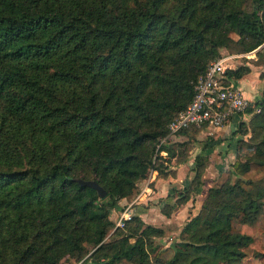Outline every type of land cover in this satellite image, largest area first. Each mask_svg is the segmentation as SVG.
I'll list each match as a JSON object with an SVG mask.
<instances>
[{
	"label": "trees",
	"instance_id": "obj_1",
	"mask_svg": "<svg viewBox=\"0 0 264 264\" xmlns=\"http://www.w3.org/2000/svg\"><path fill=\"white\" fill-rule=\"evenodd\" d=\"M263 44L264 0H0V264H264V86L238 125L253 136L236 142L234 180L208 190L180 242L153 244L143 204L110 219L152 172L168 177L159 153L174 149L157 146L219 49Z\"/></svg>",
	"mask_w": 264,
	"mask_h": 264
},
{
	"label": "rangeland",
	"instance_id": "obj_2",
	"mask_svg": "<svg viewBox=\"0 0 264 264\" xmlns=\"http://www.w3.org/2000/svg\"><path fill=\"white\" fill-rule=\"evenodd\" d=\"M231 36L234 39L238 38L235 34H231ZM254 54L256 55L255 57ZM221 58H228L225 63L227 65L226 70H228L230 66L233 67V69L246 66L247 62H249L252 69L256 70V75L254 76L261 80V84H264V44L263 48L260 50H253L247 53H239L233 45L230 48H220L218 56L211 61ZM231 60H235L233 64H229ZM255 67L259 68L255 69ZM232 81L233 80H230L228 82L231 83ZM252 102H255V100ZM248 120L249 117H245L242 121H236L235 124L227 127L226 130H223L221 127L192 128L187 130L186 133L181 135L178 134L172 140L164 143L166 146H172L176 155L174 161L172 158L168 159L166 153H159V156L168 160L165 165L169 164L170 166L166 169V172L169 173L167 177V182L169 183L168 185L165 184L164 189L167 192L164 197H152L142 201L145 211L141 213H144L143 221L145 224L159 227L163 231L161 236H154L152 238L153 244L156 245V247L172 246L180 242L181 230L184 224L194 212L197 213L201 209L208 190L220 186L228 180H234V177L230 175V171L232 169L231 164L235 160L236 155L235 153L227 154V149H229V147L225 149L226 142L232 141L235 147L237 140L240 138L249 141L251 136H253L250 130L244 136L237 133L239 123L243 122L247 124L249 122ZM181 160H183V164L185 165L180 170V175H176L178 168L177 161ZM189 167L191 170L188 169ZM194 167H196L195 170ZM196 173L198 177H196ZM197 181L201 182L198 187L199 191L189 190V192H187L189 200L185 207H180V211L172 210L170 204L166 205L164 202L166 197H169L171 194V196H175L178 199L180 196L179 192L194 186ZM142 186V182L138 184L139 192ZM172 190H174L176 194H174ZM124 203L125 201L123 202L121 200L118 209H120ZM138 206L139 205H135L134 208L136 209ZM110 219L114 220L112 214L110 215ZM113 232L114 231L110 230L106 239H113L115 237ZM61 262L64 264H78L75 259L66 260V258H62ZM123 264L135 263L124 262ZM149 264H155L153 257ZM251 264H259V262L257 259H252Z\"/></svg>",
	"mask_w": 264,
	"mask_h": 264
},
{
	"label": "built area",
	"instance_id": "obj_3",
	"mask_svg": "<svg viewBox=\"0 0 264 264\" xmlns=\"http://www.w3.org/2000/svg\"><path fill=\"white\" fill-rule=\"evenodd\" d=\"M226 59L228 58L211 61L205 72L197 78L192 102L169 122L167 133L160 139L157 149L188 127H221L234 118L242 121L249 117L246 110L252 106V101L236 86L225 84ZM253 108L254 112L259 111L258 107ZM160 153L165 154L163 151ZM151 183L149 178L143 181L140 192L133 200L125 202L118 210H112L114 229L123 227L126 221L131 220L135 213L134 206L141 204L152 192Z\"/></svg>",
	"mask_w": 264,
	"mask_h": 264
},
{
	"label": "crops",
	"instance_id": "obj_4",
	"mask_svg": "<svg viewBox=\"0 0 264 264\" xmlns=\"http://www.w3.org/2000/svg\"><path fill=\"white\" fill-rule=\"evenodd\" d=\"M235 60H231L229 62V64H233ZM246 66L251 69L250 72L246 75H244L242 78L238 79V80H233L231 82L232 85L236 86L237 88H239L241 90V92L243 93V95L251 100V101H254V100H257L258 97L260 96V91L261 89L263 88L264 84H261V80L258 78V77H255L254 75L255 74V71L254 69H252V67L250 66V63L247 62ZM259 67H255V69H258ZM229 69H233V67H229ZM230 83V82H229ZM237 121V118H234L232 119V121L226 123L225 125L221 126V128L223 130H226L227 127H230L231 125L235 124ZM220 128V129H221ZM227 147H229V149H227ZM225 149H227V154L229 153H235V147L233 146L232 144V141H227L226 142V147ZM224 154V153H223ZM225 155V154H224ZM223 155V156H224ZM225 158V157H223ZM185 164H179L178 165V168H177V173L176 175H180V170L184 167ZM188 169L191 170V168L189 167ZM149 179L151 180V188H152V192L149 194L148 198L147 199H150L152 197H164L165 193L167 191H165V184L168 185L169 182L167 177L163 178V177H160L156 174V172H152L149 176ZM143 183V182H142ZM174 192V190H172ZM199 191V190H197ZM174 194H176V192H174ZM176 200H177V197L175 196H170L169 197H166L165 199V203L166 204H170L172 206V210L176 211V210H179L180 207H185V205L187 204L184 203V204H180V205H176ZM123 202H128L126 201L125 199L122 200ZM141 204H143V202H141ZM181 210V209H180ZM179 210V211H180ZM196 213L194 212L189 218H191L192 216H194ZM142 220L144 219L143 216H144V213L143 214H140Z\"/></svg>",
	"mask_w": 264,
	"mask_h": 264
},
{
	"label": "water",
	"instance_id": "obj_5",
	"mask_svg": "<svg viewBox=\"0 0 264 264\" xmlns=\"http://www.w3.org/2000/svg\"><path fill=\"white\" fill-rule=\"evenodd\" d=\"M78 182L83 186H89L94 188L100 197H105L106 193L105 191L94 181V180H81L79 179Z\"/></svg>",
	"mask_w": 264,
	"mask_h": 264
}]
</instances>
